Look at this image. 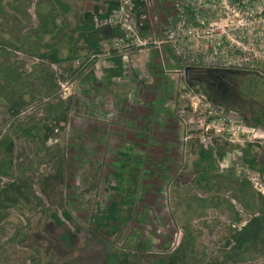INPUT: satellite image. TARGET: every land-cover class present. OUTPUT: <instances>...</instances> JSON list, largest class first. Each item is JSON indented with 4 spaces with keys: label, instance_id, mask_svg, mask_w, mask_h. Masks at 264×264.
<instances>
[{
    "label": "rangeland",
    "instance_id": "1",
    "mask_svg": "<svg viewBox=\"0 0 264 264\" xmlns=\"http://www.w3.org/2000/svg\"><path fill=\"white\" fill-rule=\"evenodd\" d=\"M154 1L150 20L158 30L170 0ZM92 4V0H0V163L3 158L7 161L5 173L0 171V186L23 170L31 178L32 193L41 201L40 206L33 202L21 209L11 206L0 214V264H154L160 258L174 257L186 232L193 250L182 246L176 264L222 260L226 264H264V246L262 252L238 263H233L225 246L232 228H240L250 217L233 198L236 189L230 185L233 178L246 179L247 165L241 157L247 144L232 145L216 136L215 142L202 145L198 116L185 108L187 99L180 98L183 92H202L210 101L245 114L250 123L251 111L264 108V78L194 68L186 81V75L174 72L183 60L164 57L162 67L156 50L125 52L112 40L109 42L121 53L107 48L97 60L79 69L75 67L80 63L74 62H86L79 41L74 59L67 63L41 59L40 53L55 52L62 58L70 54L67 35L77 36L75 28ZM98 4L103 8L104 4ZM101 31L113 33L109 27ZM115 54L121 56L122 72L108 78L104 70ZM52 64L58 70L62 65L78 69L71 75L62 68L71 82L64 88L66 99L53 98L43 88L40 69L47 66L55 73ZM90 73L95 82L86 79ZM18 95L26 104L11 117L7 109ZM65 100L70 101L66 117L45 143L55 157L40 159L39 164L27 131L50 113L52 105ZM134 102H141L140 107L134 108ZM142 113L152 116V124L147 123L148 118L140 122ZM249 144L258 163L264 164V146ZM209 148L214 185L210 183L213 178L200 180L198 173L202 152ZM123 152L131 157L127 159ZM59 156L64 162V182L50 202L39 181L41 173L53 172ZM128 161L132 165L123 168ZM254 170L264 181V171ZM249 185L252 192L262 194ZM244 194L250 195L244 191L239 195ZM113 200L121 208L119 219L95 227L90 218ZM63 210L70 213L71 220L63 217ZM52 215L63 225L55 223ZM69 232L75 234L72 248L60 238Z\"/></svg>",
    "mask_w": 264,
    "mask_h": 264
},
{
    "label": "built area",
    "instance_id": "2",
    "mask_svg": "<svg viewBox=\"0 0 264 264\" xmlns=\"http://www.w3.org/2000/svg\"><path fill=\"white\" fill-rule=\"evenodd\" d=\"M114 1L116 8L106 18L96 20V25L114 28L119 34L112 33L102 43L101 52L89 55L90 59L97 60L107 48L121 53L109 42L112 40L115 47L125 52L156 50L162 67L164 57L183 60L184 64L174 70L181 77L191 67L252 73L264 78V0H170L158 30L150 20L154 0H140L144 10L139 14L135 0ZM52 67L57 70L54 74L60 86L58 97L66 99L64 88L71 82L62 77L57 65ZM180 98L187 99L185 108L198 116L202 133L199 142L205 147L215 142L216 136L236 146H264V128L248 126L246 115L210 101L202 92H183ZM244 171L246 179L263 195L264 181L259 172L248 166Z\"/></svg>",
    "mask_w": 264,
    "mask_h": 264
},
{
    "label": "trees",
    "instance_id": "3",
    "mask_svg": "<svg viewBox=\"0 0 264 264\" xmlns=\"http://www.w3.org/2000/svg\"><path fill=\"white\" fill-rule=\"evenodd\" d=\"M93 4L90 8L86 9L83 12L82 16V24L75 28L77 29V36L73 37L72 34L67 35V40L71 46L70 54L65 56L64 58L58 57L55 52L50 53H40L39 57L41 59H47L49 62H69L70 60L74 59V54L78 48L77 42L79 41L80 48L85 52V60L86 62L80 61V66L75 68H81L85 66H89L94 59H90L89 55L91 54H97L101 52V46L102 43L109 38L110 35L104 34L101 30L103 27L96 25V20H102L109 16L114 8H116L117 3L114 0H92ZM98 2H101L104 4L103 8L100 7ZM59 4L66 9L68 8L66 4L59 1ZM144 10V4L140 0H135V11L137 14L141 13ZM113 32V34L117 33L119 34V31L115 30L114 28H110ZM1 44V42H0ZM10 45V44H8ZM43 59V60H44ZM65 71L69 72L71 75H76L78 73V69L76 70L74 67L69 65H62L61 66ZM61 68V70H62ZM122 68V61L121 56H117L116 54L113 55V62L110 64L108 68H106L105 76L108 78L114 77V76H120L121 75V69ZM44 72L43 76L41 77V81L43 84V88L45 89V92L49 93L50 96L54 95L59 100L58 97V86L57 81L55 78V74L53 71L47 67L43 66L40 69ZM249 74V73H246ZM252 74V73H251ZM90 73L87 76V80L90 82H95L96 79L94 76H91ZM62 77H65L64 72L62 70ZM19 78V76H18ZM72 79V78H71ZM62 100V99H61ZM26 104V99L23 98L22 95H18L16 98H14L10 105L8 106V113L11 115V117L17 116L21 108ZM70 101H59L57 104L50 105V113L43 117L39 122H34L31 124L30 129L27 131L28 136L34 143L36 147V153L34 157L36 158V161L39 162V164H42V160L50 161L55 157V154H52V147L46 146L45 143L47 140H50L53 136V130L57 127L58 123L63 121L66 117L67 109L69 107ZM49 112V111H48ZM245 115V114H244ZM250 123L247 119V122L253 126H259L264 128V108H261L260 110H253L250 114ZM51 121V122H50ZM52 124V125H51ZM13 126V125H12ZM40 129V130H39ZM23 132V129H22ZM24 133V132H23ZM4 141V140H3ZM2 143V142H1ZM55 144H53L54 146ZM252 144H247L243 149V155L242 160L243 163H245L249 168L251 169H260L261 171H264V164L260 165L257 161V154L255 152H252ZM59 154H63L61 151L58 150ZM212 149L209 148L208 150H205L202 152V161H199V179L200 180H206L209 182L211 178H213V181L210 182L211 185H214L215 181V175L211 173L212 166ZM123 156H126L128 159L129 156L131 157V153L129 152H123ZM8 158V155H6ZM33 160V158H32ZM3 164L0 163V171L2 173H5V169L7 165H4V162H7L3 158ZM123 168L126 166H131L132 164L130 161L127 163L124 162ZM33 165V163H32ZM25 172L21 170L18 177L2 183L0 186V214H4L6 212V209L9 207H17L18 209L29 205L33 202L35 205L41 204V201L36 198V196L31 191V178L26 176L24 174ZM121 174V173H120ZM64 182V162L63 157L59 156V159L57 161V167L53 170V172H44L41 173V179L39 181L41 186L42 193L45 194V196L51 201V196L55 194L56 188L58 185L62 184ZM230 185L234 186L236 189V193L233 195L234 199H237L241 202L244 209L250 212V217L246 220V222L241 225L240 228H232L230 234L227 236L225 240V246L228 247L227 251L230 254V256L233 258V263L243 262L249 259L250 254H256L260 253L263 250L264 246V196L258 192H255L251 190V186L249 185V182L245 178H233V180L230 181ZM212 187V186H211ZM233 188V189H234ZM244 191L246 193L249 192V197L240 196V192ZM248 191V192H247ZM251 191V192H250ZM126 201H123L122 204L124 205ZM54 203V202H53ZM118 202L113 200L109 206L105 207L98 212V214H94L90 220L92 224L100 228V226L104 225L105 223H109L111 220L119 219L120 217V211L121 208L117 204ZM121 203V202H120ZM40 206V205H39ZM108 211V212H107ZM97 213V212H96ZM117 213V216L115 214ZM63 217L67 218L68 220H71V215L68 211L63 210L62 211ZM54 217L53 221L60 225V223L63 225V222L60 220L59 217ZM116 217V219H115ZM240 218H237L239 220ZM112 228H117L116 225H111ZM63 236L60 238L62 241L64 240L65 244L68 247L73 246V243H75V234L69 232L68 235L66 233H62ZM70 240H68V238ZM185 245V249L187 251L193 250V244L192 239L189 233H185L183 244L180 245V247L175 250L174 257L168 258V260H164L163 258H160L154 262V264H176V253L181 251V247ZM184 250V252H186ZM214 264H226L224 260L215 262Z\"/></svg>",
    "mask_w": 264,
    "mask_h": 264
},
{
    "label": "crops",
    "instance_id": "4",
    "mask_svg": "<svg viewBox=\"0 0 264 264\" xmlns=\"http://www.w3.org/2000/svg\"><path fill=\"white\" fill-rule=\"evenodd\" d=\"M148 58V57H147ZM144 62H147V61H144ZM141 86H143L142 84H141ZM141 86H140V88H141ZM138 88V87H137ZM138 91H139V88H138ZM140 104H141V102L140 103H135L134 102V108H139L140 107ZM131 107V106H130ZM132 107V108H133ZM133 117V116H132ZM149 119V121L147 122L149 125L150 124H152V121H150V119L152 118V116H148V114L147 113H142V116H141V120H140V122H142V120L144 121V120H146V119Z\"/></svg>",
    "mask_w": 264,
    "mask_h": 264
},
{
    "label": "water",
    "instance_id": "5",
    "mask_svg": "<svg viewBox=\"0 0 264 264\" xmlns=\"http://www.w3.org/2000/svg\"><path fill=\"white\" fill-rule=\"evenodd\" d=\"M190 70H192L191 67H187V68H186V81H188V79H189L188 76H189V71H190Z\"/></svg>",
    "mask_w": 264,
    "mask_h": 264
},
{
    "label": "flooded vegetation",
    "instance_id": "6",
    "mask_svg": "<svg viewBox=\"0 0 264 264\" xmlns=\"http://www.w3.org/2000/svg\"><path fill=\"white\" fill-rule=\"evenodd\" d=\"M189 74H190V72H189Z\"/></svg>",
    "mask_w": 264,
    "mask_h": 264
}]
</instances>
